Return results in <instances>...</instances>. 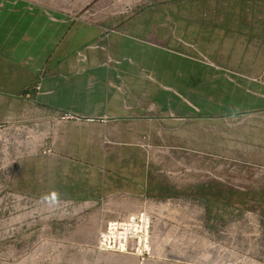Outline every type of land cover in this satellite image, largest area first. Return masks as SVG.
Listing matches in <instances>:
<instances>
[{
    "label": "rangeland",
    "instance_id": "obj_1",
    "mask_svg": "<svg viewBox=\"0 0 264 264\" xmlns=\"http://www.w3.org/2000/svg\"><path fill=\"white\" fill-rule=\"evenodd\" d=\"M58 1L101 28L81 50L140 114L131 135L64 115L0 125V264H64L87 245L58 234V213H98L101 228L118 216L101 207L111 195L154 205L149 264H264V39L249 0Z\"/></svg>",
    "mask_w": 264,
    "mask_h": 264
},
{
    "label": "crops",
    "instance_id": "obj_2",
    "mask_svg": "<svg viewBox=\"0 0 264 264\" xmlns=\"http://www.w3.org/2000/svg\"><path fill=\"white\" fill-rule=\"evenodd\" d=\"M249 3L256 15L253 33L262 40L264 0ZM79 9L58 0H0V125L39 120L48 127L55 117L64 115L73 120L70 126L94 124L110 134L115 126H120L125 130L121 133H135L131 126L136 124L139 108L113 92L112 73L99 64L102 55L97 54L96 58L95 53L84 51L87 62L78 61L77 54L83 46L103 38L101 28L77 17ZM102 119L108 122L103 123ZM63 150L61 146L55 147L57 152ZM141 184L145 186V182ZM136 186L142 187L140 182ZM168 196L159 194L154 199ZM109 199L111 204L106 211L100 204L103 212L110 215L131 213L134 207L132 203L114 201L112 195ZM51 211L55 209H47L43 215L47 212L50 216ZM58 216L63 219L60 225L64 228L58 234L87 245L75 251L72 259H65L64 264H138L137 255L97 250L98 213L65 208ZM68 216L79 217L76 220L67 219ZM50 222L49 217L42 227L49 231Z\"/></svg>",
    "mask_w": 264,
    "mask_h": 264
},
{
    "label": "built area",
    "instance_id": "obj_3",
    "mask_svg": "<svg viewBox=\"0 0 264 264\" xmlns=\"http://www.w3.org/2000/svg\"><path fill=\"white\" fill-rule=\"evenodd\" d=\"M77 58L81 63H86L88 60L84 51L78 52ZM115 88L121 93L125 92L123 84H118ZM40 89L41 87L38 85L37 90ZM101 121L107 123L108 119ZM110 204L109 198L106 202L103 201V209L105 210ZM153 206L150 205V202L145 201L131 213L120 214L116 218L106 221L103 219L96 243L97 250L104 253L137 255L138 264H148L152 253L155 214Z\"/></svg>",
    "mask_w": 264,
    "mask_h": 264
}]
</instances>
